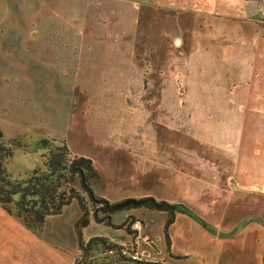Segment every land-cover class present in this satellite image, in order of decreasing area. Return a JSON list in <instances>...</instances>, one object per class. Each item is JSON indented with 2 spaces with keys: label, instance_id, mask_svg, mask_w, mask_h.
Masks as SVG:
<instances>
[{
  "label": "rangeland",
  "instance_id": "374dc122",
  "mask_svg": "<svg viewBox=\"0 0 264 264\" xmlns=\"http://www.w3.org/2000/svg\"><path fill=\"white\" fill-rule=\"evenodd\" d=\"M258 29L264 31L261 0H0V132L5 143L26 145L13 149L6 172L28 177L42 167V150L33 143L64 138L73 158L91 160L99 174L93 192L108 203L151 197L202 216L209 210L203 195L218 196L219 183L227 188L226 172L232 174L217 173L221 158L205 141L217 146L213 133L224 132L221 124L228 123V136L233 121H241L238 103L222 106L242 98L230 86L234 57H251L252 46L241 49L240 41ZM222 39L230 68L213 63ZM232 138L222 146L230 149ZM139 209L146 210H131ZM131 210L114 212L113 222L121 224ZM79 211L71 206L57 220L66 248L77 240ZM143 220L149 244L141 242L142 256L162 260V218L153 213ZM104 228L90 232H110ZM105 250L97 247L84 264L107 263Z\"/></svg>",
  "mask_w": 264,
  "mask_h": 264
},
{
  "label": "crops",
  "instance_id": "0c3cea01",
  "mask_svg": "<svg viewBox=\"0 0 264 264\" xmlns=\"http://www.w3.org/2000/svg\"><path fill=\"white\" fill-rule=\"evenodd\" d=\"M261 1L264 2V0ZM255 26L257 25L253 24V27ZM224 42L226 43L224 39L219 41L218 44L222 48L219 53L220 58L214 59L213 63L217 66L224 65L230 68L231 58L229 52L227 53L224 48ZM240 42H242V46L246 43L250 44L254 50L250 54L251 57L247 59L242 54V57L235 55L234 66L237 78L235 83L230 86L232 92L242 93V98L241 100H238V98H236L237 100H224L222 106V108H232L236 107L238 103V107L241 109V121L238 123L233 121L234 124L231 122L233 130H235L234 133H231L234 142L230 149L223 147V139L227 140L231 136H227L226 133L227 128H229L227 122L220 126L224 132L213 133L220 140L217 146L215 143L209 142L207 136L202 138L207 140L205 145L208 149L221 158L220 171L217 173L221 175L228 168L232 170V174L231 171L226 172L229 184L227 188H224V183H219L220 188L223 187V190L220 191L218 196L215 193L210 196L203 195L204 202L209 210H204L202 216L199 212L197 214L189 208L204 222L208 229L191 217L177 213L175 222L169 228L170 252H167L164 241L165 251L162 260L156 259L154 256L143 257L144 250H140V244L141 242L149 244V227L143 220L145 214H158L162 218L163 226L167 214L165 212L139 209V211L131 210L127 212L121 222L122 224L127 217H134L142 222L138 231L131 230L132 233L128 234L125 229L106 227L104 230L109 229V233H107L108 231H94L91 233V228L104 226L91 220L90 224L82 231L85 242L94 237H103L113 245L121 247L135 240L136 250L141 260L161 264H263L264 31L258 29L246 41L241 37ZM244 47L241 49H244ZM207 61L208 58L204 54L203 68L205 74L211 70L210 62ZM244 93H246L245 100L243 98ZM232 115L234 116V114ZM248 117L252 121L250 142L244 139L245 120ZM219 118L221 121L222 115ZM213 120L214 118L211 117L208 122H213ZM205 122L207 123V121ZM195 139L201 140L199 137H195ZM74 205L80 210L77 202L73 201L62 210L61 214L47 217L38 236L26 229L19 219L9 215L0 207V264H74L80 256L77 240L73 246L66 248L67 246L63 243V237L60 233L62 224L57 223L59 218L62 219L63 212ZM210 209H213V211L215 209L216 212L213 214ZM80 215L81 211L77 213L76 220ZM112 217V223L120 225V223L115 224ZM220 234L226 236L220 237ZM179 257L186 258L180 259ZM192 260H195V262L191 263Z\"/></svg>",
  "mask_w": 264,
  "mask_h": 264
},
{
  "label": "trees",
  "instance_id": "16d2710c",
  "mask_svg": "<svg viewBox=\"0 0 264 264\" xmlns=\"http://www.w3.org/2000/svg\"><path fill=\"white\" fill-rule=\"evenodd\" d=\"M33 144L42 150L40 154L42 167L34 169L28 177L23 179L12 178L6 172L5 164L12 157L14 148L26 145H22L17 140L5 143L3 134L0 132V207L9 215L19 219L28 230L33 233H40L47 217L61 214L65 207L75 201L81 211L80 217L74 224L81 259L77 258L74 264H84L90 256V252L99 246L102 249L118 248L103 237H94L87 242L83 239L82 231L90 224L91 220L96 224H103L112 229H125L128 234L132 233L131 225L135 222V218L131 216L120 225L112 223L111 215L114 212L107 210L108 201L96 196L92 189L93 182L99 178L98 171L92 164L76 163L80 158L72 157L64 138L41 137ZM76 182L86 197L75 188ZM157 203L163 204L160 209H157L152 203H146L137 208L167 214L163 226V237L168 253L171 246L169 228L175 222L177 213L191 217L208 229L204 222L188 207L182 204ZM131 209L136 208L129 206L122 210ZM179 258L184 259L186 257ZM262 263L264 264V256ZM144 264L161 263L146 262Z\"/></svg>",
  "mask_w": 264,
  "mask_h": 264
},
{
  "label": "built area",
  "instance_id": "2783aa9c",
  "mask_svg": "<svg viewBox=\"0 0 264 264\" xmlns=\"http://www.w3.org/2000/svg\"><path fill=\"white\" fill-rule=\"evenodd\" d=\"M140 227H141V223L139 221H135L131 225V230L132 231H138L140 229ZM105 252L109 258L115 256L116 259L113 261V263H110V261H112V260L108 258L107 263H101V264H118V262H120V261L130 262V263L131 262L135 263V262L141 261L140 257L138 256L137 250H136V241L135 240L130 242V243L125 244L124 246H121V247L119 246L118 248L107 249V250H105Z\"/></svg>",
  "mask_w": 264,
  "mask_h": 264
},
{
  "label": "water",
  "instance_id": "95a60500",
  "mask_svg": "<svg viewBox=\"0 0 264 264\" xmlns=\"http://www.w3.org/2000/svg\"><path fill=\"white\" fill-rule=\"evenodd\" d=\"M82 162H85L88 165L91 164V160L84 159V158L79 159L76 163L80 164ZM146 203H152L157 209H160L163 205L162 203H157L153 198L149 197V198H142V199L128 198V199H125V200L118 202V203H115V204L107 203L106 207H107V210L109 212H116L118 210H122L124 208L129 207V206H132L134 208L141 207L142 205H144ZM219 236L225 237L226 235L220 234Z\"/></svg>",
  "mask_w": 264,
  "mask_h": 264
},
{
  "label": "flooded vegetation",
  "instance_id": "af4514ba",
  "mask_svg": "<svg viewBox=\"0 0 264 264\" xmlns=\"http://www.w3.org/2000/svg\"><path fill=\"white\" fill-rule=\"evenodd\" d=\"M80 159H82V158H80ZM85 159V158H84ZM91 164H92V162H91Z\"/></svg>",
  "mask_w": 264,
  "mask_h": 264
}]
</instances>
